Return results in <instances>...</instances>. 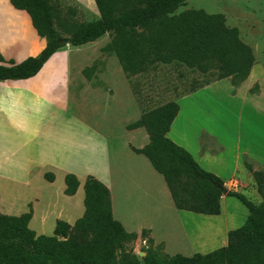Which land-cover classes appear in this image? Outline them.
<instances>
[{
  "label": "trees",
  "instance_id": "trees-1",
  "mask_svg": "<svg viewBox=\"0 0 264 264\" xmlns=\"http://www.w3.org/2000/svg\"><path fill=\"white\" fill-rule=\"evenodd\" d=\"M188 1L95 0L99 18L79 22L76 8H61L58 0H11L16 9L28 13L46 47L20 64L11 60L0 65V81L30 79L66 46L80 47L109 35L104 51L117 57L128 77L147 74L161 64L182 65L208 77L190 93L229 78L235 88L240 87L255 66L253 49L238 28L227 25L224 14L179 11ZM0 62H6L1 53ZM90 71L85 69L84 74ZM179 112L177 102L144 111L127 126L145 128L149 136V143L134 151L147 157L164 177L178 210L220 215L225 182L168 137ZM245 166L263 201L254 203L243 193L228 191L227 196L237 198L249 215L244 225L229 232L226 247L192 256L164 253L161 244L155 246L148 237V230L140 235L128 232L115 219L110 189L89 175L84 183V215L73 225L59 220L53 236L38 235L30 228L33 209L19 216L0 213V264H264V171H255L248 161ZM44 177L49 182L56 179L53 173ZM65 185V195L72 197L81 182L67 174ZM139 237L148 244L143 258L131 247Z\"/></svg>",
  "mask_w": 264,
  "mask_h": 264
},
{
  "label": "rangeland",
  "instance_id": "rangeland-1",
  "mask_svg": "<svg viewBox=\"0 0 264 264\" xmlns=\"http://www.w3.org/2000/svg\"><path fill=\"white\" fill-rule=\"evenodd\" d=\"M58 2L61 8L66 6L76 8L78 12L76 20L79 22L96 20L100 16L95 0ZM187 9H202L209 14H224L227 25L238 28L242 40L253 49L255 74L249 83L243 84L236 98L230 95L232 85L229 78L228 81L219 84H210L213 86L205 92L184 101L187 105L194 106V109L200 107L203 117L200 120L196 118L197 113L194 114L193 127L190 130L184 129V132H181L182 138L188 137V131H191L192 136L203 124L217 128L230 126V137L242 136L248 141L259 137L264 148V0H189L179 11ZM13 22L21 27L26 40H38L25 26L24 19L12 16L9 23ZM0 35L4 38L8 36L5 29H0ZM110 40V36L106 35L94 43L81 47L69 46L71 89L66 100L67 105L57 109L49 103H42L41 119L37 121L39 130L44 137L46 123L58 117L59 122H74V126L70 125L71 123L68 125L59 123L56 134L60 138H67L73 132L75 135H87V132L88 134L91 132L92 139L96 140L99 147L108 141L113 179L112 200L114 205L120 201L126 203L128 227L132 229L152 223L156 237L166 238L169 255L192 256L193 252L181 231L184 220L178 215L175 207H171L172 199L163 176L154 170L160 184L157 182L156 189L149 186L148 179L151 175L146 177L142 162H147L149 166L151 163L145 156L136 157L129 149L128 141L131 137L126 125L135 121L138 113L141 116L144 111L168 102H177L189 95L194 87L204 84L208 77L182 65L163 64L147 74L128 77L117 57L111 52L104 51ZM65 49H68V46L63 48ZM85 69L91 70L85 74L89 75V80L83 74ZM29 115L23 111L16 112L14 121L16 127L12 128L19 129L20 126H25L27 123L22 117ZM16 132L18 135L21 134L20 129ZM24 135L31 140L38 138V134L29 136L24 132ZM133 143L141 144L140 141ZM204 146L214 151L221 148L215 139L208 136H204ZM61 155L60 153L58 158ZM260 169L264 171L263 168ZM52 173L56 177L54 182L47 181L43 176L32 177L30 184L21 183L14 178H0V213L19 216L33 209L34 216L30 228L38 235L53 236L59 220L73 225L85 212V178H80L81 185L77 194L70 197L64 193L66 187L64 171L56 169ZM119 182L123 188L119 187ZM245 195L254 203L263 201L255 192L247 191ZM229 201L227 204L230 214ZM146 206L150 207V210H146ZM136 212L139 215L134 216L132 213ZM204 220L196 219L195 222L189 223L190 230L195 233L203 230L202 238H205V231L215 226ZM148 237L151 238L149 233ZM160 244L166 253L162 243H155V246ZM147 246V242L140 237L131 245L140 258L145 256L142 250Z\"/></svg>",
  "mask_w": 264,
  "mask_h": 264
},
{
  "label": "crops",
  "instance_id": "crops-1",
  "mask_svg": "<svg viewBox=\"0 0 264 264\" xmlns=\"http://www.w3.org/2000/svg\"><path fill=\"white\" fill-rule=\"evenodd\" d=\"M12 16L16 19L19 17L24 19L26 22L25 26L38 40H26L21 27L15 22L9 23ZM0 29H5L8 35L7 38L0 35V53L6 61L4 63L0 62V65H8L7 62L11 60L16 64H20L29 57H37L46 47V40L38 35L28 13L16 9L12 5L11 0H0ZM69 46L68 49H62L55 53L36 76L26 80L0 81V178H14V180L21 183L30 184V180L34 176L44 177L46 173L62 169L65 175L74 174L79 180L82 177L86 179L89 175L96 177L110 189L112 197L111 186L113 179L108 141L107 144L104 143L102 147H99L96 140L92 139L91 132L89 134L87 132V135H75L73 132L67 138H60L56 134L59 123L62 125L71 123L70 125L74 126V122H59L57 116L56 120H50V123H46L44 137H42V131L39 130L37 124V121L41 119L42 103H49L57 109L67 105L66 100L71 89L69 73L71 50ZM254 74L255 70H252L249 78L243 84L250 82ZM85 77L89 80V75H85ZM225 80L228 81V79H224L213 84H219ZM229 83H231V80ZM243 84L235 88L231 83L230 95L233 98L239 96ZM212 86L210 85L190 93L177 101L180 105V112L172 124L168 137L189 151L203 169L220 177L225 182V187L228 191L243 194L247 191L255 192L261 197L252 174L245 166L246 161H248L255 171L261 170L260 168L264 170V148L260 144L259 137L252 141L245 140L242 136L232 138L229 132L230 126L217 128L204 124L195 130L192 136L190 135L191 131L187 132L188 137L186 139L181 136V132H184V129L190 130L193 127L192 119H195L194 114L197 113L196 118L198 117L200 120L203 117L200 107L197 106V109H194V106H189L184 101L191 96L205 92ZM136 109L138 110V107ZM19 111L30 114L22 117L27 124L19 127L20 135L16 134V131L19 130L18 128H12V126H15V114ZM140 117V113L136 114L137 119L127 123L126 129L128 125L138 121ZM24 132L28 133L29 136L38 134V138L31 140V138H27L24 135ZM127 132L131 137L128 141V147L131 152L139 158L144 156L136 153L134 149H142L149 143V136L145 128L127 129ZM204 136L215 139L221 148L214 151L209 147H205ZM135 141H140L141 144L136 145L133 143ZM60 153L62 155L58 158ZM142 163L146 177L151 175L148 179L149 186L156 189L157 182L158 185L160 183L157 181L154 167L151 164V168L147 162ZM117 173L119 174V167ZM119 187L123 188L120 182ZM164 191L166 190L164 189ZM236 199L235 197L223 195L220 215H202L189 211H180L175 207L172 200L171 207H175L178 215L184 220L183 225L186 227L181 226L182 235L185 237L184 239L193 254H208L219 248L226 247L228 245L229 232L245 224L249 211ZM228 200H230V214L228 213ZM124 203L120 201L117 205H114L112 200L115 219L128 232L140 234L142 230H148L154 242L162 243L166 254H168L166 238L161 236L158 239L156 237L152 223L136 228L132 227V229L128 227V208L126 203ZM145 209L150 210V207L146 206ZM132 214L134 216L139 215L137 212ZM196 219H205L204 221L215 225L205 231L206 235L203 239H197L195 231L189 228V223L191 221L195 222Z\"/></svg>",
  "mask_w": 264,
  "mask_h": 264
},
{
  "label": "bare ground",
  "instance_id": "bare-ground-1",
  "mask_svg": "<svg viewBox=\"0 0 264 264\" xmlns=\"http://www.w3.org/2000/svg\"><path fill=\"white\" fill-rule=\"evenodd\" d=\"M203 230H198L197 232H196V235H197V239H203L202 238V236L204 237V233L202 232Z\"/></svg>",
  "mask_w": 264,
  "mask_h": 264
},
{
  "label": "water",
  "instance_id": "water-1",
  "mask_svg": "<svg viewBox=\"0 0 264 264\" xmlns=\"http://www.w3.org/2000/svg\"><path fill=\"white\" fill-rule=\"evenodd\" d=\"M65 42L67 43V44H69V39L67 38V39H65ZM228 194V189L225 187V188H223V195H227Z\"/></svg>",
  "mask_w": 264,
  "mask_h": 264
}]
</instances>
